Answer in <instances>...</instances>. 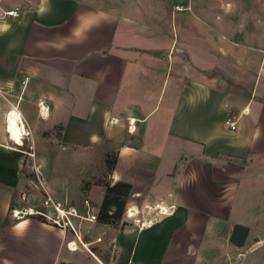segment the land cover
<instances>
[{"label":"crops","instance_id":"1","mask_svg":"<svg viewBox=\"0 0 264 264\" xmlns=\"http://www.w3.org/2000/svg\"><path fill=\"white\" fill-rule=\"evenodd\" d=\"M13 9L0 17V264H264V49L217 45L185 16L174 28L167 0H0V16ZM11 110L29 131L20 143ZM41 127L70 149H114L126 204L168 213L142 229L97 222L103 243L74 251L68 230L10 222L23 145Z\"/></svg>","mask_w":264,"mask_h":264},{"label":"rangeland","instance_id":"2","mask_svg":"<svg viewBox=\"0 0 264 264\" xmlns=\"http://www.w3.org/2000/svg\"><path fill=\"white\" fill-rule=\"evenodd\" d=\"M89 1L97 2L107 9H116L126 0ZM167 2L170 3L171 12L173 10L174 28L175 15L178 19L179 16H185L191 19L194 28L199 32L209 31L204 27L210 25L217 45L230 40L232 43L229 42V45L243 51L264 49V0H167ZM183 7L185 8L182 9ZM178 26L176 25V28H179ZM180 45L178 42L177 47ZM217 55H213L214 62L220 63L222 59ZM203 62L209 64L208 59H203ZM207 75H211V71ZM212 75L218 77L217 81L219 80L221 86H227L231 90L238 89V85L230 81L225 71L215 68ZM26 131L24 137L29 136V131ZM23 146L25 156L14 197L17 206L39 207L44 190H47L53 197L78 206L87 198L96 208L102 201L105 185L115 182L113 172L117 166V155L114 149L99 150L95 148L96 146L70 149L62 141L57 127H41L36 148H33L31 138L29 141L26 139ZM127 169L128 167L121 169L120 174H127ZM96 223L97 221L81 225V238L87 245L89 243L85 242L86 240L93 242L98 236L101 237L98 243L104 241V234L98 230ZM125 225H130L128 220H125L122 226ZM94 247L95 253L100 251L98 246ZM105 247L110 250L108 246H104V252L108 251ZM87 248L91 249L89 245Z\"/></svg>","mask_w":264,"mask_h":264},{"label":"built area","instance_id":"3","mask_svg":"<svg viewBox=\"0 0 264 264\" xmlns=\"http://www.w3.org/2000/svg\"><path fill=\"white\" fill-rule=\"evenodd\" d=\"M17 16L16 10L2 11L0 17ZM10 111L7 113L9 115ZM225 125L234 130L236 128V120L233 116H227L224 120ZM22 131V138L27 134L23 124L20 123ZM7 128V127H6ZM8 130V128H7ZM22 145V142H21ZM156 208V211L154 209ZM168 213L164 207H155L146 205L144 209H139L134 205H125L122 216V222L128 220L130 225L136 226L139 229L150 227L161 215ZM125 214V216H124ZM10 222H15L24 217H34L42 222L48 223L54 227L62 230H68L73 235V239L66 243L68 250L74 251L79 246L87 248V244L81 238V225L82 223H93L97 221V209L95 205L91 204L89 199L84 198L82 205L71 204L66 201L59 200L44 190L43 197L40 201L39 207L33 208L31 206H17L9 207L8 216ZM101 237L98 236L93 242L98 243ZM227 264H239L237 262H227Z\"/></svg>","mask_w":264,"mask_h":264},{"label":"trees","instance_id":"4","mask_svg":"<svg viewBox=\"0 0 264 264\" xmlns=\"http://www.w3.org/2000/svg\"><path fill=\"white\" fill-rule=\"evenodd\" d=\"M131 190V183L120 179L112 184H106L102 196V201L97 209V222L108 224H120L122 222V214L125 208L126 201ZM14 196L11 199L10 207H13ZM5 221L3 226H6Z\"/></svg>","mask_w":264,"mask_h":264},{"label":"bare ground","instance_id":"5","mask_svg":"<svg viewBox=\"0 0 264 264\" xmlns=\"http://www.w3.org/2000/svg\"><path fill=\"white\" fill-rule=\"evenodd\" d=\"M16 112L14 110H11L8 117H7V128L8 132L10 134V138L14 141H17L20 143L22 134H24V131H22V128L20 126L19 121L17 120ZM18 116L20 117L19 113ZM23 124V123H22Z\"/></svg>","mask_w":264,"mask_h":264}]
</instances>
